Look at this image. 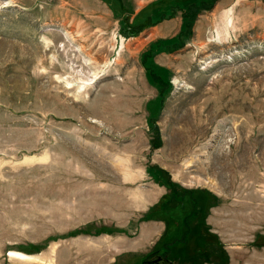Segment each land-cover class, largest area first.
<instances>
[{
    "label": "rangeland",
    "instance_id": "obj_1",
    "mask_svg": "<svg viewBox=\"0 0 264 264\" xmlns=\"http://www.w3.org/2000/svg\"><path fill=\"white\" fill-rule=\"evenodd\" d=\"M153 254L264 264V0H0V264Z\"/></svg>",
    "mask_w": 264,
    "mask_h": 264
},
{
    "label": "water",
    "instance_id": "obj_2",
    "mask_svg": "<svg viewBox=\"0 0 264 264\" xmlns=\"http://www.w3.org/2000/svg\"><path fill=\"white\" fill-rule=\"evenodd\" d=\"M170 260L160 254H153L140 261V264H169Z\"/></svg>",
    "mask_w": 264,
    "mask_h": 264
},
{
    "label": "trees",
    "instance_id": "obj_3",
    "mask_svg": "<svg viewBox=\"0 0 264 264\" xmlns=\"http://www.w3.org/2000/svg\"><path fill=\"white\" fill-rule=\"evenodd\" d=\"M194 4V3H193ZM191 13V12H190ZM187 27V22L186 21H184L183 22V29H185Z\"/></svg>",
    "mask_w": 264,
    "mask_h": 264
},
{
    "label": "bare ground",
    "instance_id": "obj_4",
    "mask_svg": "<svg viewBox=\"0 0 264 264\" xmlns=\"http://www.w3.org/2000/svg\"><path fill=\"white\" fill-rule=\"evenodd\" d=\"M16 255H17L18 257H22V258L25 256L24 254H21V253H17Z\"/></svg>",
    "mask_w": 264,
    "mask_h": 264
},
{
    "label": "flooded vegetation",
    "instance_id": "obj_5",
    "mask_svg": "<svg viewBox=\"0 0 264 264\" xmlns=\"http://www.w3.org/2000/svg\"><path fill=\"white\" fill-rule=\"evenodd\" d=\"M147 258V257H146Z\"/></svg>",
    "mask_w": 264,
    "mask_h": 264
}]
</instances>
